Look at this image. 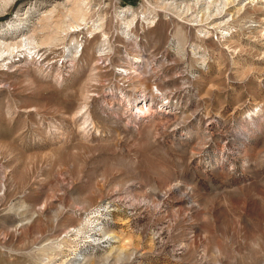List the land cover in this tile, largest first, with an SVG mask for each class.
Segmentation results:
<instances>
[{
    "label": "rangeland",
    "instance_id": "rangeland-1",
    "mask_svg": "<svg viewBox=\"0 0 264 264\" xmlns=\"http://www.w3.org/2000/svg\"><path fill=\"white\" fill-rule=\"evenodd\" d=\"M74 263L264 264V0H0V264Z\"/></svg>",
    "mask_w": 264,
    "mask_h": 264
},
{
    "label": "bare ground",
    "instance_id": "bare-ground-1",
    "mask_svg": "<svg viewBox=\"0 0 264 264\" xmlns=\"http://www.w3.org/2000/svg\"><path fill=\"white\" fill-rule=\"evenodd\" d=\"M101 59V58H100ZM130 69V68H129ZM125 70V69H124ZM119 74V77H120V79H122L123 77H124V73L121 71V72H118ZM83 95V94H82ZM86 97V96H85ZM137 110H140V108H137ZM79 113V112H78ZM79 228V227H78ZM74 260H76V258H74ZM73 262V261H72ZM70 263V262H69ZM76 263V262H75ZM74 263V264H75Z\"/></svg>",
    "mask_w": 264,
    "mask_h": 264
}]
</instances>
